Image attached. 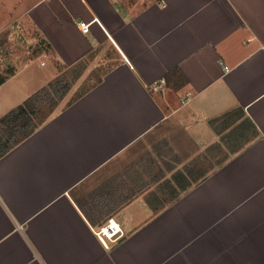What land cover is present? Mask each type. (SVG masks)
Returning <instances> with one entry per match:
<instances>
[{
  "label": "crops",
  "instance_id": "obj_1",
  "mask_svg": "<svg viewBox=\"0 0 264 264\" xmlns=\"http://www.w3.org/2000/svg\"><path fill=\"white\" fill-rule=\"evenodd\" d=\"M9 2L0 34L10 14L34 36L0 119L63 71L95 82L0 156V264H264V0ZM233 119L242 145L163 200L148 148L194 160Z\"/></svg>",
  "mask_w": 264,
  "mask_h": 264
},
{
  "label": "rangeland",
  "instance_id": "obj_2",
  "mask_svg": "<svg viewBox=\"0 0 264 264\" xmlns=\"http://www.w3.org/2000/svg\"><path fill=\"white\" fill-rule=\"evenodd\" d=\"M9 1L10 0H0V11H2L4 14L8 13L5 11L11 8ZM2 2H4V4H2ZM8 15L7 22L4 23V31L0 34V78H7L15 69V65L18 63L17 61L25 58V55L27 57L29 56L27 40H31L30 38L34 36L31 32L22 31L24 25L22 22H18V20H16L17 17H12L10 14ZM36 46L37 49H40L38 43ZM20 53H24V57L22 56L21 58V56L17 55ZM80 72L81 71L77 69L63 71L57 79L51 82V86L48 85L41 91V99L37 102L36 108L29 111V117L32 121L30 124L31 128H35L40 125L47 118V116L50 115L61 104L62 101H64V99L67 98L69 101H71L80 94L84 93L88 88H90V86H92L95 80L89 77L81 80L79 78ZM63 86L64 88H62ZM55 90L58 91L55 93ZM58 92L61 93L58 94ZM223 122L224 121L219 124V127L221 128L219 130V134L224 140V143L213 145L210 147V152L197 156L194 160L181 163L180 159H174V154L172 153L169 143L166 140H163L158 144H152L150 149L148 148V150L145 152L146 154L141 157V166L151 167V169H154L155 155H157V164L160 161L159 157L164 159L163 169L164 171L168 169L171 174L166 175L164 172L162 175L161 194L163 195V200L166 201L167 198L170 197V190L172 187L171 183L173 180L175 182L177 177H181L178 183L180 188L186 186L187 184L190 185L196 182L204 174H207L214 167L221 164V162H223L232 152H234V150L242 145V142L245 138V133L248 130L246 126H244L242 123L235 124L236 121L233 119L227 123L228 125L226 124V127H221ZM23 132L24 129H19L18 132L15 133V136H10L9 144L17 140H21ZM8 137V128L0 126V144L1 142H6ZM180 163L182 165L179 167L180 170L175 172V169L173 170L172 167L178 166ZM158 169L159 166L157 165L156 170L158 171ZM179 174L183 175L180 176Z\"/></svg>",
  "mask_w": 264,
  "mask_h": 264
},
{
  "label": "trees",
  "instance_id": "obj_3",
  "mask_svg": "<svg viewBox=\"0 0 264 264\" xmlns=\"http://www.w3.org/2000/svg\"><path fill=\"white\" fill-rule=\"evenodd\" d=\"M6 78H0V85L5 81ZM50 86L52 83L49 84ZM64 88V86L62 87ZM60 90V89H58ZM55 90V93L56 91ZM61 91V90H60ZM61 92H58V94ZM41 99V91L32 95L28 100L23 104L15 109L8 112L4 117L0 119V126L4 128H8L9 137L7 138L6 142H1L0 144V156H2L5 152H7L14 144H16L19 140L9 144L10 136H15V133L18 130H23L22 138H26L32 131L31 128V119L29 117V111L36 108L37 102ZM51 99V98H49ZM33 127V126H32Z\"/></svg>",
  "mask_w": 264,
  "mask_h": 264
},
{
  "label": "built area",
  "instance_id": "obj_4",
  "mask_svg": "<svg viewBox=\"0 0 264 264\" xmlns=\"http://www.w3.org/2000/svg\"><path fill=\"white\" fill-rule=\"evenodd\" d=\"M43 2L44 1H48V0H42ZM79 28H80V31L82 33H87L88 32V28H89V24H86V23H80L79 24ZM164 81H160L159 84H163ZM159 84H156L154 86V90L158 89L159 88ZM121 232L118 224H115L112 219L108 220V222L103 225L102 227L99 228L96 236L98 237V239L105 245V240L107 241H111V240H115L119 237V233Z\"/></svg>",
  "mask_w": 264,
  "mask_h": 264
}]
</instances>
